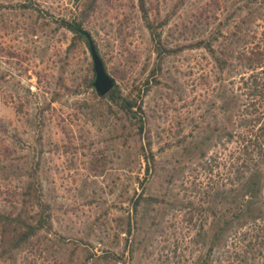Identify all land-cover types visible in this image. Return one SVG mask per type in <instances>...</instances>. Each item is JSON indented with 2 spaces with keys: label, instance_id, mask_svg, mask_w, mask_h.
I'll return each instance as SVG.
<instances>
[{
  "label": "rangeland",
  "instance_id": "rangeland-1",
  "mask_svg": "<svg viewBox=\"0 0 264 264\" xmlns=\"http://www.w3.org/2000/svg\"><path fill=\"white\" fill-rule=\"evenodd\" d=\"M205 1L145 0L150 19L169 18V27L191 20ZM84 3L0 0V130L12 159L26 167L39 163L52 225L37 246L0 264H86L105 250L124 253L126 264H199L203 250L193 244L195 231L178 212L165 217L163 231H137L131 254L124 246L123 229L134 193L140 192L139 181L150 180L146 194L159 191V181L145 174L140 146L149 139L162 160L188 136L192 120L204 126L217 87L213 62L203 50L167 58L158 83L151 82L141 97L148 122L138 135L133 120L115 107L109 111L106 100L98 102L83 88L73 93L92 71L91 57L87 48L68 50L70 34L64 36L57 23L77 17ZM138 5L139 0H98L87 24L107 65L130 67L123 82L115 78L127 91L141 86L155 63ZM100 154L105 158L102 173L96 174L90 161ZM188 173L189 183L203 177L195 166ZM17 183V178L0 173V206ZM227 261L218 255L213 264Z\"/></svg>",
  "mask_w": 264,
  "mask_h": 264
},
{
  "label": "trees",
  "instance_id": "trees-1",
  "mask_svg": "<svg viewBox=\"0 0 264 264\" xmlns=\"http://www.w3.org/2000/svg\"><path fill=\"white\" fill-rule=\"evenodd\" d=\"M138 7L155 63L141 86L128 91L119 83L127 78L130 67H109L87 28L98 0H85L77 17L58 21L64 36L70 34L68 50L94 47L104 67L119 81L99 97L89 70L73 93L78 95L83 88L98 102L106 100L108 110L115 107L133 120L141 135L148 122L141 97L151 82L158 83L167 58L184 50H203L213 62L217 87L208 101L204 126L192 120L193 129L171 146L168 158L159 160L149 139L140 146L145 174L159 181V191L146 194L150 180L139 181L140 192L134 193L123 229L124 246L131 254L137 231L144 227L163 231L165 217L178 212L195 231L193 244L203 250L199 264H213L218 255L225 256L227 264H264V0H206L191 20L172 27L169 18L150 19L145 0H139ZM0 133V173L19 182L0 206L1 262L14 261L19 252L37 246L40 235L50 233L52 225L38 178L39 163L26 167L12 159L4 131ZM104 158L101 154L91 158L90 168L96 174L102 173ZM193 166L203 177L189 183L186 176ZM123 256L105 250L86 264H126Z\"/></svg>",
  "mask_w": 264,
  "mask_h": 264
},
{
  "label": "water",
  "instance_id": "water-1",
  "mask_svg": "<svg viewBox=\"0 0 264 264\" xmlns=\"http://www.w3.org/2000/svg\"><path fill=\"white\" fill-rule=\"evenodd\" d=\"M89 53L92 62V71H93V89L96 94L101 97L106 95L112 90L114 85H116V79L108 74L104 64L94 49V47L89 48Z\"/></svg>",
  "mask_w": 264,
  "mask_h": 264
}]
</instances>
